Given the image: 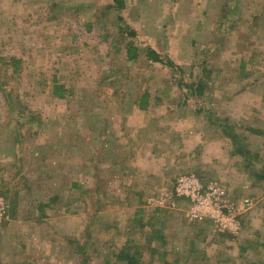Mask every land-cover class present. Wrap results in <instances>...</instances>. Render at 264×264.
Here are the masks:
<instances>
[{
	"label": "rangeland",
	"instance_id": "374dc122",
	"mask_svg": "<svg viewBox=\"0 0 264 264\" xmlns=\"http://www.w3.org/2000/svg\"><path fill=\"white\" fill-rule=\"evenodd\" d=\"M123 1L0 0V264H264V0ZM183 176L236 226L188 220Z\"/></svg>",
	"mask_w": 264,
	"mask_h": 264
},
{
	"label": "trees",
	"instance_id": "16d2710c",
	"mask_svg": "<svg viewBox=\"0 0 264 264\" xmlns=\"http://www.w3.org/2000/svg\"><path fill=\"white\" fill-rule=\"evenodd\" d=\"M108 7L110 8H114V9H121L124 7V1L123 0H112V4H109ZM121 19V17H119ZM122 31H125L127 35L131 36L132 38L135 37V31L130 29V27H128L127 25H122L121 27ZM127 49H126V56L127 59L131 60V59H136L139 51L138 49H136V47L133 45L132 41H130L129 43H127ZM144 52L145 55L147 57L148 60L152 61V62H158L164 66H167L168 69H170L171 71L174 72H178V73H183V71L181 70V68L176 65V63H174L169 57L165 56V55H161L158 51H156L155 49H153L150 46H145L144 48ZM19 59L16 57H11L10 58V62H8V64H10L13 67V72L17 70V65L19 63ZM15 68V69H14ZM177 80L175 81V83H177L178 86L183 87V84L181 82V79L176 78ZM189 86L192 93L196 96V97H200L202 95L203 92V87H204V81L200 78L197 80L196 83H190ZM57 87L59 88L57 91ZM62 91V87L59 85H55L54 84V91L53 94H55L56 96H60L61 93L59 92ZM140 108H143L144 106L142 104L138 105ZM228 124L227 122L223 121V125ZM224 130L226 132H228V136L230 137L231 141L236 145L235 147V152L242 154L243 152H247L246 148L243 147V145L239 142V140L236 138L235 134L233 132H231V129L228 125L224 126ZM264 176L261 175H257V178H263ZM3 196L5 195L4 192L1 193ZM148 250V255H154L158 253L157 248L154 247H150L149 245L145 248L140 249L139 247H124V248H120L116 253H114V256L116 257V260L119 262H122L123 264H148L145 262L144 260V256L143 254L145 253L144 251ZM159 260H163L161 261L162 264H170L169 261H167L164 258V254L160 253L159 256L155 257ZM151 259V258H150Z\"/></svg>",
	"mask_w": 264,
	"mask_h": 264
},
{
	"label": "built area",
	"instance_id": "2783aa9c",
	"mask_svg": "<svg viewBox=\"0 0 264 264\" xmlns=\"http://www.w3.org/2000/svg\"><path fill=\"white\" fill-rule=\"evenodd\" d=\"M175 194L187 199L188 210L186 212V217L188 220L193 221L211 218L213 223H215V227L220 231H227L230 229V222L236 226L237 221L235 220V214L230 210L228 214H224L223 212L230 207L225 199L223 190L217 183H212L205 189H202L196 178L193 176H183L176 181ZM159 198V203L164 202L163 198ZM248 200L249 199H244L237 210H240L244 206H249L250 203ZM4 211L3 199L0 197V219Z\"/></svg>",
	"mask_w": 264,
	"mask_h": 264
}]
</instances>
